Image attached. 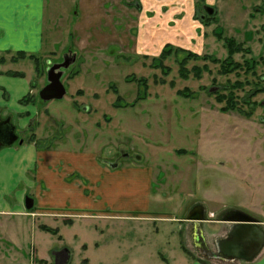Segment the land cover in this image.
Instances as JSON below:
<instances>
[{"label": "rangeland", "instance_id": "obj_1", "mask_svg": "<svg viewBox=\"0 0 264 264\" xmlns=\"http://www.w3.org/2000/svg\"><path fill=\"white\" fill-rule=\"evenodd\" d=\"M144 1H47L44 50L31 55L38 62L15 57L24 61L17 69L28 75L32 70L34 95L21 105L34 103L35 108L28 129L18 131L15 148L23 141L36 143L39 150L49 146L57 151L60 145L59 151L93 155L99 167L109 170L103 175L109 187L134 189L130 177L137 172L149 190L134 200L130 196V205L149 207L153 217H176L180 211L186 219L198 204L208 211L241 210L264 221V0H176L167 13L165 0H157L162 15L193 12L206 36L202 42L201 33L193 36L191 48L200 44L194 50L185 34L172 31L159 37L155 50L140 55ZM202 17L210 26L203 25ZM171 34L174 44L168 41ZM226 39L242 48L230 60ZM183 53L199 56L184 65L188 71L199 68V79L196 74L182 77ZM67 60L68 67L60 70L66 96L43 102L39 94L48 85L49 70ZM224 96L233 103L217 101ZM232 105L235 111H225ZM102 199L98 196L97 203ZM157 226L165 244L170 239L165 229L171 226L180 234L184 225L157 220ZM6 239L12 240L10 234L1 240ZM182 241L178 235L170 240L172 246ZM159 251L164 255L163 248ZM193 251L204 257L194 246ZM170 253L166 250L165 257Z\"/></svg>", "mask_w": 264, "mask_h": 264}, {"label": "crops", "instance_id": "obj_2", "mask_svg": "<svg viewBox=\"0 0 264 264\" xmlns=\"http://www.w3.org/2000/svg\"><path fill=\"white\" fill-rule=\"evenodd\" d=\"M47 1L0 0V120H11L17 134L19 130L28 129L35 117V108L34 103L21 105L23 99L34 95L32 70L28 75L27 71L17 69L23 67L20 65L24 61L17 62L15 57L20 54L31 56L44 50ZM154 1L141 3L143 14L140 13L138 24L141 40L138 53L142 55L155 50L159 37L172 31L185 34L190 39L186 41L190 44L189 49L197 50L200 44L191 48L193 36L199 37L201 33L202 42L206 35L200 31L204 28L194 23L193 12L178 10L162 15L163 11L170 12L171 5L178 2L163 1L161 12L158 1ZM180 13L182 17L178 16ZM168 37L174 44L173 34ZM50 44L47 48L53 49ZM18 146V149L14 145L0 149V246H3L0 262L159 264L153 261L157 260L160 264H264V246L252 260H246L248 252L237 254L232 248L227 249V237L230 235L235 242L234 234L238 230L237 224L225 222L222 216L234 212L246 215L244 211H208L202 205L207 218L199 224L184 219L180 211L176 217H153L148 214L149 207L137 206V203L130 205V196L134 200L149 190L137 172L130 177L134 189L109 187L103 184V175H108L109 170L99 167L93 155L82 156L70 149L59 151L60 145L57 151L49 146L36 149L37 144L31 142ZM30 191L33 198L29 196ZM100 195L102 202L97 203L96 198ZM27 198L34 201L31 210L27 209ZM48 219L54 221L52 225L44 223ZM157 220L184 226L180 234L169 230L171 226H168L165 231L169 232L170 239L164 244L159 239L163 231L157 226ZM150 223L155 231L150 228ZM258 227L264 233V221L260 220ZM44 228L56 230L57 234ZM9 234L12 240H1L3 235ZM175 234L183 240L179 246H172L170 242ZM197 236L209 252L200 249ZM70 242L74 247L68 244ZM193 246L204 255L203 258L195 254ZM55 248L57 251L53 252ZM161 248L164 255L159 251ZM166 250L171 252L168 258L165 257ZM20 252H25L28 260ZM74 252L79 253L77 257Z\"/></svg>", "mask_w": 264, "mask_h": 264}, {"label": "water", "instance_id": "obj_3", "mask_svg": "<svg viewBox=\"0 0 264 264\" xmlns=\"http://www.w3.org/2000/svg\"><path fill=\"white\" fill-rule=\"evenodd\" d=\"M206 12L209 15H212L214 13V10L211 8L206 9ZM67 60L65 64L60 65V66H54L52 67L49 72H48V85L40 92L39 96L40 99L43 102H51L54 100H62L66 96L67 92L66 89L62 83L61 80V72L60 70H63L65 66L68 65ZM74 61V60H72ZM68 67V66H67ZM59 72V73H58ZM8 130L7 132L10 133V140H8L5 143H0V149L2 148H9L12 147L14 144L18 142V135L16 133V128L13 126L11 123V120H0V132L4 134L5 131ZM20 145L23 144V141L19 142ZM26 206L28 210H31L34 206V201L32 199L27 198L26 200ZM198 210L200 212L199 217L194 216V212ZM235 215H232L229 218L224 219L227 222H235L237 223V231L234 236L238 239L237 241L241 242L243 240H246L250 237V235L253 232L257 231L258 234V239L255 241L253 248L251 251L248 253V258L246 260H252L255 258L257 254L261 251V249L264 246V233L259 227L257 226L258 222L250 218L249 216L234 212ZM238 214V215H236ZM188 220H194V221H204L205 220V209L204 207L198 206L187 217ZM234 250V247H233Z\"/></svg>", "mask_w": 264, "mask_h": 264}, {"label": "trees", "instance_id": "obj_4", "mask_svg": "<svg viewBox=\"0 0 264 264\" xmlns=\"http://www.w3.org/2000/svg\"><path fill=\"white\" fill-rule=\"evenodd\" d=\"M203 1V0H202ZM218 36V38L219 39H221L222 38V36L221 35H217ZM226 48H227V51H228V57H229V60L234 56V55H236V54H238V53H240L241 52V50H242V48H241V46H239V45H237V43L235 42V40H233V39H226ZM166 51L165 52H163V55H162V57H164L165 55H166ZM183 54H185L186 55V57H183V61H181V65H182V69H181V75H182V77L186 80V79H188L189 78V76H190V74H196L195 75V78H197V79H199L200 78V73H201V70L199 69V68H194L192 71H188V70H186L185 69V67H184V65H186V63L188 62V61H190V60H192V59H199V56H197V55H195V54H192V53H183ZM18 57H20L21 59L22 58H24V57H27L25 54H20ZM30 57V59H31V61H34V62H38V60H37V58L36 57H34V56H29ZM28 57V58H29ZM207 60L208 61V59H209V57H207V56H204L203 57V60ZM213 62L214 63H217V64H219V61H217V60H213ZM36 65H38V63H36ZM183 93V92H182ZM182 93H179L180 95H184V96H187L185 93L184 94H182ZM226 100H229V102H232V100H230L229 99V97H218L217 98V101L219 102V103H222V102H224V101H226ZM30 101V96H27L24 100H23V102L24 103H28ZM120 101V100H119ZM233 103V102H232ZM225 109V111H228V110H236L237 108L234 106V105H232V107H230V108H224ZM180 154L181 153H184V151H182V152H179ZM44 230L45 231H47V232H49V233H52V234H57V232H56V230H52V229H49V228H44Z\"/></svg>", "mask_w": 264, "mask_h": 264}, {"label": "flooded vegetation", "instance_id": "obj_5", "mask_svg": "<svg viewBox=\"0 0 264 264\" xmlns=\"http://www.w3.org/2000/svg\"><path fill=\"white\" fill-rule=\"evenodd\" d=\"M206 9H208V7L207 8H205L204 10H205V12H206ZM207 13V12H206ZM204 18L202 17L201 18V20H202V23H203V25H205V26H210V24H209V22H207V20H203ZM209 21V20H208ZM215 31V30H214ZM216 32V31H215ZM218 35H222L221 33H218ZM60 72V71H59ZM58 72V73H59ZM8 130H6L5 131V133L3 134L2 133V131L0 132V143H5V142H7L8 140H10L11 138H10V133L9 132H7ZM198 206H201V205H194L193 206V210L196 208V207H198ZM232 215H235V213H231V214H224L223 216H222V219H226V218H229V217H231ZM236 215H238V214H236ZM247 216H249L250 218H252L253 220H255L256 222H259L260 223V220L259 219H256L255 217H252L251 215H248V214H246ZM194 216L195 217H199L200 216V212L198 211V210H196L195 212H194ZM225 221V220H224ZM225 222H227V221H225ZM232 223H235V222H232ZM235 224H237V223H235ZM257 226H259V224H257ZM197 239H199L198 238V236H197ZM258 239V234H257V231L256 232H253L251 235H250V237L248 238V239H246V240H243V241H241V242H239V241H235V242H232V238L230 237V235H229V237H227V243H226V246H227V249L230 247V249L232 248L233 249V247H234V251L237 253V254H239V253H245V252H248L249 253V251H251V249L253 248V245H254V243H255V241ZM234 241V240H233ZM201 249V248H200Z\"/></svg>", "mask_w": 264, "mask_h": 264}]
</instances>
